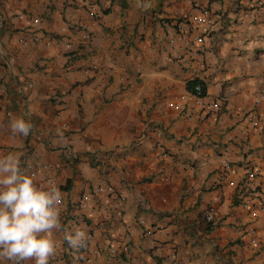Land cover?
Returning a JSON list of instances; mask_svg holds the SVG:
<instances>
[{
  "label": "crops",
  "instance_id": "0c3cea01",
  "mask_svg": "<svg viewBox=\"0 0 264 264\" xmlns=\"http://www.w3.org/2000/svg\"><path fill=\"white\" fill-rule=\"evenodd\" d=\"M88 1L0 0V153L60 189L64 227L87 228L80 258L65 242L50 264H264V210L241 204L264 192V0H90L96 16ZM202 6L216 14L210 41L170 44ZM33 30L43 39L23 43ZM194 78L219 113L181 99ZM13 116L30 118L27 137Z\"/></svg>",
  "mask_w": 264,
  "mask_h": 264
},
{
  "label": "clouds",
  "instance_id": "9594fccd",
  "mask_svg": "<svg viewBox=\"0 0 264 264\" xmlns=\"http://www.w3.org/2000/svg\"><path fill=\"white\" fill-rule=\"evenodd\" d=\"M7 127L27 137L30 118L13 116ZM63 193L58 187L37 186L21 167L19 152L0 153V264H50L66 242L74 258L87 247V228L61 222ZM62 232L58 241L56 233Z\"/></svg>",
  "mask_w": 264,
  "mask_h": 264
},
{
  "label": "built area",
  "instance_id": "2783aa9c",
  "mask_svg": "<svg viewBox=\"0 0 264 264\" xmlns=\"http://www.w3.org/2000/svg\"><path fill=\"white\" fill-rule=\"evenodd\" d=\"M87 6H88L89 14L92 16H96L97 15L96 4L89 0L87 3ZM20 17H29L34 25H37L40 22V17L33 16L31 14H21ZM215 23H216V14L212 11L210 7L202 6L200 7L199 11L196 14L184 16V19L178 23L177 31L174 34V36L170 38L169 43L173 44L176 42V40L180 39L181 37L189 36L192 38L194 42H197L202 45L206 44L211 39L212 31L214 30ZM78 31H79V36L81 39L87 40L90 38V32L87 27H83L79 29ZM62 32L65 33L66 48L68 50H73L75 45L72 39V35L68 34V27L64 26L62 28ZM31 35L32 36L30 39L26 37H21L20 40L26 44L30 40L39 41L43 39L44 37L43 34H40L39 30H33ZM49 41H51L50 38L48 42ZM189 92H190L189 95H186V94L182 95L181 99L186 100L189 98V96H192L197 104H199L205 110H207L208 112L212 114H217L222 110L223 102L220 98L213 99L211 101H206L205 99L206 94L202 93L201 84H196L195 91L194 92L189 91ZM175 106L177 108H182L181 104H175ZM248 117L254 126L262 125L263 118L257 112H251L250 114H248ZM156 132L160 133V130H156ZM46 167H47L46 165H30L29 166L31 170V175H37L41 173L42 171L45 170ZM226 167H229L228 163H226ZM256 175L257 174L255 170L248 171L249 178H256ZM105 190L109 192L110 194H113L116 192L115 188L112 185H107V186L100 185L96 188V191L98 192L105 191ZM82 197L83 199H88L90 197V194L84 193ZM118 197H121L122 199L124 198L123 196L119 194H118ZM242 199L243 200L241 201V204L243 205V207H251V206L253 207L256 205V203H258V206L260 207V209L264 210V192L261 191V193L256 192L254 194H248ZM62 203H63V200L60 204V209H61ZM214 214H215V207L210 206L207 210L206 219L212 220L214 217ZM140 222L144 224L145 219L140 220ZM145 233L148 235L152 234L153 229L148 227L146 228ZM89 245L90 244L88 240L86 248H88ZM122 249L126 251L128 250V246H124ZM111 251L113 253H116L117 248L112 247Z\"/></svg>",
  "mask_w": 264,
  "mask_h": 264
},
{
  "label": "trees",
  "instance_id": "16d2710c",
  "mask_svg": "<svg viewBox=\"0 0 264 264\" xmlns=\"http://www.w3.org/2000/svg\"><path fill=\"white\" fill-rule=\"evenodd\" d=\"M196 84H201V86H202V93L203 94H206V88H207L206 87V84L202 80H200L198 78H194V79L189 80L187 82V88H188V90L191 91V92H194L195 91Z\"/></svg>",
  "mask_w": 264,
  "mask_h": 264
}]
</instances>
